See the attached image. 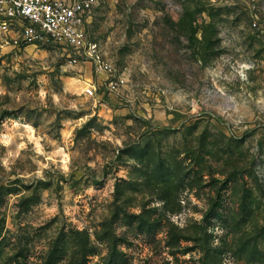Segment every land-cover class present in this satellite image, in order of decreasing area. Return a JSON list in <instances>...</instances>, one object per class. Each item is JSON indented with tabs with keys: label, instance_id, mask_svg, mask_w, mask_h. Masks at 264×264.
Masks as SVG:
<instances>
[{
	"label": "rangeland",
	"instance_id": "rangeland-1",
	"mask_svg": "<svg viewBox=\"0 0 264 264\" xmlns=\"http://www.w3.org/2000/svg\"><path fill=\"white\" fill-rule=\"evenodd\" d=\"M88 33L120 87L0 37V264H264V0H100Z\"/></svg>",
	"mask_w": 264,
	"mask_h": 264
},
{
	"label": "built area",
	"instance_id": "built-area-1",
	"mask_svg": "<svg viewBox=\"0 0 264 264\" xmlns=\"http://www.w3.org/2000/svg\"><path fill=\"white\" fill-rule=\"evenodd\" d=\"M100 0H0V37L13 33L25 41H51L69 51L75 63H91L97 74L119 77L108 89L124 83L102 44L88 33L89 19ZM109 85V86H108ZM89 94L95 90L88 88Z\"/></svg>",
	"mask_w": 264,
	"mask_h": 264
}]
</instances>
